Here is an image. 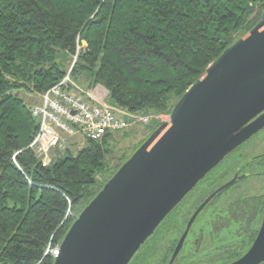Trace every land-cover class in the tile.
<instances>
[{
	"label": "trees",
	"instance_id": "trees-1",
	"mask_svg": "<svg viewBox=\"0 0 264 264\" xmlns=\"http://www.w3.org/2000/svg\"><path fill=\"white\" fill-rule=\"evenodd\" d=\"M263 12L264 0H0V264H54L51 249L129 159L123 154L113 163L123 129L43 164L30 148L40 124L19 90L46 92L69 71L60 54L72 62L86 42L71 71L74 81L103 86L106 101L125 111L171 114ZM257 206L253 196L229 208L243 218L245 208ZM169 216L130 264L146 261L144 251ZM244 248L235 247L228 260Z\"/></svg>",
	"mask_w": 264,
	"mask_h": 264
},
{
	"label": "water",
	"instance_id": "water-1",
	"mask_svg": "<svg viewBox=\"0 0 264 264\" xmlns=\"http://www.w3.org/2000/svg\"><path fill=\"white\" fill-rule=\"evenodd\" d=\"M264 128V12L176 103L161 126L74 221L54 264H130L194 188ZM226 184L223 189L234 183ZM213 196L193 213L172 254ZM264 263V219L251 248L227 264Z\"/></svg>",
	"mask_w": 264,
	"mask_h": 264
},
{
	"label": "rangeland",
	"instance_id": "rangeland-1",
	"mask_svg": "<svg viewBox=\"0 0 264 264\" xmlns=\"http://www.w3.org/2000/svg\"><path fill=\"white\" fill-rule=\"evenodd\" d=\"M84 46H86V42H83L81 45H79L80 50H78L77 48V55L74 56L72 62L68 55H62L63 53H61L60 59L63 60L62 65H67L66 68L72 70L76 63V58L78 57L80 51ZM77 82L82 84L80 80H78ZM106 90V88H102L100 90L98 89V93L101 95L99 97L106 98L107 100L108 94ZM18 92L21 96L26 98V101L29 106L40 102L41 94L34 93V91L29 89H21ZM138 114L149 115L153 118L148 124L139 123L131 126L129 129H126V134L124 132L117 134L118 140L113 145L115 152V155L113 156V163H116V161H118L117 157L115 156L122 157V155L124 154L125 157L129 156L130 158L137 150V147L139 146V143L142 139L153 134V132L161 126L162 121L170 120L169 113L155 115L151 111L146 110L141 111ZM88 142L89 139H86L83 136L75 137L73 140H71L69 151L59 152L60 157L77 155L81 148L87 146ZM263 150L264 132L260 133L251 141L247 142L246 145L242 146L241 148H237V150L233 151V154L231 153L232 155L230 154L231 156L229 155L230 157H228L221 164L222 168L224 164L227 165L228 162L238 158V163H243L242 166L245 167V170L247 172H250L252 174L253 178H249L245 182L241 181L237 185L236 189L233 188L226 195H223L221 198L218 197L217 199H215V201L210 206H208L204 213L197 217V219L195 220L196 222L193 228V232L196 231L199 228V225H201L203 222L209 221L210 213L212 210H214V208H229L230 204L236 199H238V197L242 194L245 197L250 194L255 196L258 195L257 197H260V201L264 200V164L261 167L260 165H258L260 164L259 162H254L253 164L249 162L251 161L250 158L254 154L259 153ZM229 159L230 161H228ZM258 169H260V174H255V171ZM109 175L110 173L107 176ZM206 185H208V183H206L205 186ZM238 186H241V188H238ZM198 188L199 186H197L193 192H190L191 194L189 193V196H187L185 200H183L181 205L169 216L167 220V225L162 229V233L155 242V244L144 251V258L146 261L136 262L133 264H168L172 255L173 248L175 247L178 239L180 238L183 229L185 228L186 224L195 212L196 207L203 200V198L206 197L207 192L210 190L209 188H204V186H202L201 190ZM226 242H229V239H227ZM247 245L249 246V243ZM234 248L235 247H225V249H229L231 251H235ZM195 250L196 247L193 241V236H190L188 237L185 247L178 257L176 264H188L190 262H196L198 259L196 258L197 254L194 253ZM51 251L55 254L56 248L51 249Z\"/></svg>",
	"mask_w": 264,
	"mask_h": 264
},
{
	"label": "built area",
	"instance_id": "built-area-1",
	"mask_svg": "<svg viewBox=\"0 0 264 264\" xmlns=\"http://www.w3.org/2000/svg\"><path fill=\"white\" fill-rule=\"evenodd\" d=\"M71 71L42 93L40 102L30 106L40 124L30 148L45 165H50L59 152L67 150L77 136L100 140L107 132L148 124L153 118L109 104L95 90L74 81Z\"/></svg>",
	"mask_w": 264,
	"mask_h": 264
},
{
	"label": "flooded vegetation",
	"instance_id": "flooded-vegetation-1",
	"mask_svg": "<svg viewBox=\"0 0 264 264\" xmlns=\"http://www.w3.org/2000/svg\"><path fill=\"white\" fill-rule=\"evenodd\" d=\"M262 132H264V128L261 131H259L257 134H255L251 139L246 141V143L251 141L253 138L258 136ZM246 143L242 144L240 148L246 145ZM228 157H226V159ZM250 159H251V161H249L250 163L253 164L254 162H259L260 164L258 165L262 167V165L264 164V150L259 153L254 154ZM224 161H222L218 166H216L197 185L199 186L198 189L200 190L202 186H204V188L206 187V189L209 188L210 190L207 192L206 197L203 198V200L196 207L195 211L199 208V206L207 198L213 196L212 200L201 211L199 216L203 213V211L207 209V207L216 198L218 197L221 198L223 195H226L233 188L236 189L237 185L241 181L245 182L249 178H253L252 174L250 172H247L245 170V167L242 166L243 163H238L239 161L238 158L233 159L232 161H230L229 159L228 161L230 162H228L227 165L224 164V166L221 168V164ZM259 170L260 169L256 170L255 174H260ZM234 179H236L234 183H232L230 186L223 189V187L226 184L232 182ZM206 183H208V185L205 186ZM238 188H241V186H238ZM243 196H244L243 194L240 195L238 199L239 198L240 199L241 198H251L255 195L250 194V195H247L246 197L245 196L243 197ZM180 205L181 203L177 207H179ZM245 209L246 210L244 211V217L241 218V217H232V211L230 208H214V210H212L210 213L209 221L203 222L201 225H199V228L193 232V228L196 222L195 221L188 233L186 241L188 240V237L193 236V241L196 247V250L194 251V253L197 254L196 258L198 260L196 262H190L188 264H227L243 256L253 245L255 239L258 236L260 228L262 226V222L264 219V200L261 201V207H258V206L251 207V208L247 207ZM223 219H225L224 222L220 221ZM186 228H187V224L185 228L183 229L181 236L185 232ZM180 238L178 239V241L180 240ZM227 239H229V242H226ZM186 241H185V244H186ZM248 243H249V246L247 245ZM185 244H184V247H185ZM176 245L173 248L172 254L176 248ZM239 246L245 247L244 250L239 252L240 255L235 260H231V259L228 260V258H231L233 251L229 249H225V247H239ZM178 257L176 258L174 264H176ZM261 264H264V263H261Z\"/></svg>",
	"mask_w": 264,
	"mask_h": 264
},
{
	"label": "crops",
	"instance_id": "crops-1",
	"mask_svg": "<svg viewBox=\"0 0 264 264\" xmlns=\"http://www.w3.org/2000/svg\"><path fill=\"white\" fill-rule=\"evenodd\" d=\"M105 89L103 86H101V85H97V86H95L94 88H93V90H95L96 92H98V89L100 90V89ZM107 91V94L109 93L108 92V90H106Z\"/></svg>",
	"mask_w": 264,
	"mask_h": 264
}]
</instances>
